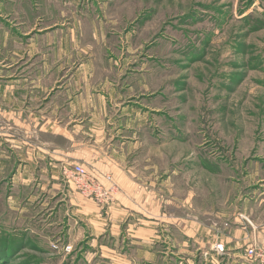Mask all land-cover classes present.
<instances>
[{"label": "crops", "instance_id": "crops-1", "mask_svg": "<svg viewBox=\"0 0 264 264\" xmlns=\"http://www.w3.org/2000/svg\"><path fill=\"white\" fill-rule=\"evenodd\" d=\"M108 1L0 0V182L29 202L52 192L50 216L104 264H259L246 250L264 248V145L232 146L214 171L208 155L176 167L137 145L149 88L106 56ZM65 163L117 186L112 201L82 196Z\"/></svg>", "mask_w": 264, "mask_h": 264}, {"label": "rangeland", "instance_id": "rangeland-1", "mask_svg": "<svg viewBox=\"0 0 264 264\" xmlns=\"http://www.w3.org/2000/svg\"><path fill=\"white\" fill-rule=\"evenodd\" d=\"M108 2L106 56L120 64L121 81L143 79L149 88L138 93V109L150 116L137 120V145H157L152 154L176 167L208 155L213 171L224 156L232 162V146L264 145V0ZM27 194L11 197L0 182V264H104L88 236L50 216L60 206L52 192L31 202Z\"/></svg>", "mask_w": 264, "mask_h": 264}, {"label": "built area", "instance_id": "built-area-1", "mask_svg": "<svg viewBox=\"0 0 264 264\" xmlns=\"http://www.w3.org/2000/svg\"><path fill=\"white\" fill-rule=\"evenodd\" d=\"M62 173L68 182L72 183L75 189L83 196L91 197L102 205L112 201L114 188H106L83 164L65 163L62 166ZM106 179L110 181L112 177L107 175ZM216 249L223 251L224 245L221 243L217 244ZM246 255L264 263V251L257 248L255 244L246 250Z\"/></svg>", "mask_w": 264, "mask_h": 264}]
</instances>
